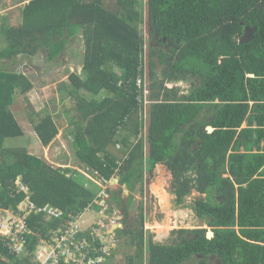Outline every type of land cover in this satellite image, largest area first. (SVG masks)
I'll use <instances>...</instances> for the list:
<instances>
[{
    "label": "trees",
    "instance_id": "16d2710c",
    "mask_svg": "<svg viewBox=\"0 0 264 264\" xmlns=\"http://www.w3.org/2000/svg\"><path fill=\"white\" fill-rule=\"evenodd\" d=\"M23 2L20 25L0 27V61L18 64L45 50L48 62L59 63L69 43L82 45L79 54L70 52L81 71H69L59 89L73 102L67 133L78 170L55 167L24 147H3L6 139L25 135L11 107L34 86L23 72L0 69V208L15 210L25 200L21 180L37 207L64 213L50 220L31 215L29 251L72 216L101 212V181H109L120 162L106 214L122 211L115 237L128 241L118 247L125 264H264V0ZM247 27H256L254 37L241 43ZM180 82L189 84L188 93L176 86ZM29 116L42 146H50L59 133L54 117ZM162 165L171 172L178 206L198 195L189 207L211 238L201 224L174 229L171 244L144 229L146 183ZM153 191L168 197L161 185ZM134 192L142 200L131 218ZM97 227L79 238L92 243Z\"/></svg>",
    "mask_w": 264,
    "mask_h": 264
},
{
    "label": "rangeland",
    "instance_id": "374dc122",
    "mask_svg": "<svg viewBox=\"0 0 264 264\" xmlns=\"http://www.w3.org/2000/svg\"><path fill=\"white\" fill-rule=\"evenodd\" d=\"M20 1L23 0H0V27L4 23L10 27H17L20 25V11L25 4L24 2L20 3ZM4 18L6 20H4ZM2 46H5V44L0 35V48H3ZM81 46L79 41L69 43L67 47L68 50L67 52H63V55H61L63 58H61L59 63L57 61L48 62L45 50L38 51V54L30 60L21 58L19 64L10 61H0V69L25 72L27 75L31 74L30 78L35 83L32 84V86H34L33 91H30L26 96L16 95L11 107V111L25 135L6 139L3 146L4 148L24 147L55 167L69 166L77 170L80 169V164L72 145L73 138L69 137L67 133V130L74 124V119L72 118L74 112L69 111L73 106V102L67 100V95H63V98H61L59 89L61 82L67 80L69 71H77V67L81 66V61L77 58H72L70 54V52H72L73 55H75L76 52L79 54L78 51L81 50ZM148 84L149 81L147 82V85ZM174 86L171 85L170 87ZM176 86L180 87L185 93H188L190 87L189 84L182 82L176 84ZM32 112L37 116L51 114L58 124V136L52 141L50 146L44 149H42L40 140L34 131L33 118L29 116ZM37 116L36 119L39 118ZM208 131L210 130L208 129ZM30 132L31 134L29 135ZM159 170H162V172ZM171 181V172L165 165L157 167L153 176L147 181L146 190L148 196L145 209L148 215L144 229L154 234V240L162 244H171L169 243L171 239H177V235L173 233L174 229L200 227V224L204 225L202 226L203 228H206V237L207 235L211 237V232H209L210 228L205 226L202 220L195 218L194 213L189 207L190 203L198 198V195L192 193L185 201V208L178 206L176 197L171 194ZM154 185L163 186V190L167 193L168 197L163 200L159 199L153 191ZM122 195L126 200L129 192L124 190ZM133 195L135 196V201L132 205L131 218L136 217L137 207L140 200H142L138 192H134ZM143 201L145 202V198H143ZM116 210L122 212L115 207V211ZM84 219L85 215L82 216L81 221ZM90 229L91 227L85 230L89 232ZM161 229L165 230L166 233L159 234L158 232H160ZM117 243H119L117 244L119 247L124 243H128V241L126 238H122L118 240ZM118 251V253L116 252V260L113 262V260H111L113 257H111L108 259L107 264L127 263L124 255L125 250L119 249Z\"/></svg>",
    "mask_w": 264,
    "mask_h": 264
},
{
    "label": "built area",
    "instance_id": "2783aa9c",
    "mask_svg": "<svg viewBox=\"0 0 264 264\" xmlns=\"http://www.w3.org/2000/svg\"><path fill=\"white\" fill-rule=\"evenodd\" d=\"M145 73L140 71L136 85H142V76ZM143 94H147V85L144 78ZM102 188L107 189L113 185V181L102 179ZM18 192H25L26 198L17 209L0 208V264H15L17 260H28L31 264H107L108 259L113 257L117 247V239L112 233V227L116 226L117 219H113L109 224L105 220L98 223V227L93 229L89 240L80 239L84 232L81 227V216H72V220L67 223L64 229L50 232L48 241L41 240L33 252L29 251V238L35 235L30 226L31 215L45 214L47 219H58L63 216V212L51 206L37 207L31 201L30 190L22 184L17 183ZM107 193L102 192L101 197H106ZM99 242V243H96Z\"/></svg>",
    "mask_w": 264,
    "mask_h": 264
},
{
    "label": "clouds",
    "instance_id": "9594fccd",
    "mask_svg": "<svg viewBox=\"0 0 264 264\" xmlns=\"http://www.w3.org/2000/svg\"><path fill=\"white\" fill-rule=\"evenodd\" d=\"M144 23V22H143ZM143 23H140V24H143ZM144 25V24H143ZM120 166H121V163L120 162H118V169L116 170V172H115V175L109 180V181H113V185H111L110 186V188L111 187H114V186H116V185H118V180H119V177H118V172H119V168H120ZM109 188V189H110ZM109 189H107V191H106V193H107V196L106 197H108V199L107 200H105V198L106 197H101V200H99V202H97V204H99V206H101V205H104L106 202H108L109 201V199L111 198L110 197V195H109V193H108V190ZM127 193V192H126ZM111 204V203H110ZM109 204V208H111V205ZM102 207V206H101ZM102 209H103V212L101 211V212H95L96 214H97V222L94 224V225H98V223L101 221V220H105V222L106 223H110L113 219H115V218H118L117 219V223H116V226L117 227H112V233L113 234H115V232H116V230L119 228V229H122V227H123V218H122V216H121V213L120 212H118L117 210V213H116V211L114 212V215L110 218V217H106V213H107V211L108 210H104V208L102 207ZM88 212H92V211H88ZM87 213V212H86ZM94 213V212H93ZM82 216L83 215H81V218H82ZM94 225L91 227V229L94 227ZM95 229V228H94ZM86 232H87V230H86ZM86 232H83V233H86ZM209 232H211V229L209 230ZM208 232V233H209ZM211 237H212V232H211ZM209 235H207V238H211ZM116 238V237H115ZM117 242H118V240H117ZM119 244V243H118ZM117 250H118V246H117V248H116V250L114 251V254H113V256L116 254V252H117ZM119 252V251H118Z\"/></svg>",
    "mask_w": 264,
    "mask_h": 264
},
{
    "label": "crops",
    "instance_id": "0c3cea01",
    "mask_svg": "<svg viewBox=\"0 0 264 264\" xmlns=\"http://www.w3.org/2000/svg\"><path fill=\"white\" fill-rule=\"evenodd\" d=\"M2 39L4 40V38L2 37ZM5 42V41H4ZM76 58V57H75ZM21 59L20 58H18V60H17V62H18V64L20 63L19 61H20ZM80 71H81V66H78L77 67ZM77 69V70H78ZM6 71V70H5ZM10 72L12 71V70H9ZM19 73H20V71H18ZM71 72H74V71H72L71 70ZM24 74H26L25 72H23ZM27 75V74H26ZM30 75L31 74H28L27 76H28V78H29V80H30V82L32 83V84H35L34 83V81H32L31 80V78H30ZM67 78H68V76H67ZM34 131H35V129H34ZM36 133V132H35ZM31 134V132L29 133V135ZM37 134V133H36ZM37 137H38V135H37ZM39 138V137H38ZM39 140H40V145L42 146V141H41V139L39 138ZM45 147H43L42 146V149H44ZM30 151V150H29ZM30 153L31 154H34L33 152H31L30 151ZM35 155V154H34ZM110 200V199H109ZM85 215V219L84 220H82L81 221V227H82V229L84 230V232H86V230L85 229H87V228H89V227H92L96 222H97V214L96 213H93V212H87V213H85L84 214ZM83 215V216H84ZM106 217H107V215H106Z\"/></svg>",
    "mask_w": 264,
    "mask_h": 264
},
{
    "label": "water",
    "instance_id": "95a60500",
    "mask_svg": "<svg viewBox=\"0 0 264 264\" xmlns=\"http://www.w3.org/2000/svg\"><path fill=\"white\" fill-rule=\"evenodd\" d=\"M255 30H256V27H253V28H249V27H247V28L245 29V32H244L243 36L241 37V43L247 42V41H249L251 38H253V37H254V32H255ZM157 39H158V35H156V36L153 38L152 42L155 43V42L157 41ZM126 194H127V193H126Z\"/></svg>",
    "mask_w": 264,
    "mask_h": 264
},
{
    "label": "flooded vegetation",
    "instance_id": "af4514ba",
    "mask_svg": "<svg viewBox=\"0 0 264 264\" xmlns=\"http://www.w3.org/2000/svg\"><path fill=\"white\" fill-rule=\"evenodd\" d=\"M109 204H110V200L108 202H106L104 205H101V206L104 208V210H108L109 209ZM102 212H103V210H102Z\"/></svg>",
    "mask_w": 264,
    "mask_h": 264
},
{
    "label": "bare ground",
    "instance_id": "6f19581e",
    "mask_svg": "<svg viewBox=\"0 0 264 264\" xmlns=\"http://www.w3.org/2000/svg\"><path fill=\"white\" fill-rule=\"evenodd\" d=\"M108 197L105 198V200L107 199Z\"/></svg>",
    "mask_w": 264,
    "mask_h": 264
}]
</instances>
